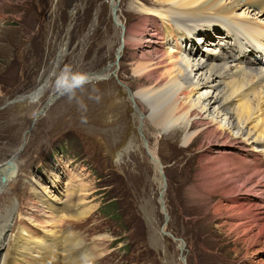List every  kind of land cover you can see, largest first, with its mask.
Returning a JSON list of instances; mask_svg holds the SVG:
<instances>
[{"label":"rangeland","instance_id":"374dc122","mask_svg":"<svg viewBox=\"0 0 264 264\" xmlns=\"http://www.w3.org/2000/svg\"><path fill=\"white\" fill-rule=\"evenodd\" d=\"M155 1L119 0L115 14L133 27L145 18L141 5L153 8ZM245 6L232 13L253 20L258 14L264 24L262 9L250 7L247 15ZM115 10L110 0H0V165L16 156L18 168L0 189V206L15 205L7 236L15 235L19 214L27 219L32 189L47 198L41 185L56 178L54 190L63 195L65 182L73 178V188L83 185L81 207L90 212L79 219L67 216L58 230L81 235L83 244L105 235L106 249L93 264H250L242 244L234 243L236 236L220 226L214 213L220 196L207 197L198 185L207 138L200 135L184 145L179 130L154 140L134 127L124 87L134 92L149 83L132 71L139 58L150 55L130 43L118 55L123 24H116ZM205 46L200 44V51ZM165 49L176 46L171 41ZM65 65L90 74L88 82L57 91L53 82ZM206 91L212 92L200 88L198 94ZM118 102L125 108L123 143L105 126ZM92 112H99L98 124ZM145 143L155 150L162 185ZM226 177L224 185L238 189ZM82 252L76 242L67 248L76 259Z\"/></svg>","mask_w":264,"mask_h":264},{"label":"bare ground","instance_id":"6f19581e","mask_svg":"<svg viewBox=\"0 0 264 264\" xmlns=\"http://www.w3.org/2000/svg\"><path fill=\"white\" fill-rule=\"evenodd\" d=\"M110 2L116 7V24H123L118 55L128 43L145 48L150 55L137 58L132 71L149 83L134 92L124 87L133 108L134 127L142 137L145 134L154 140L179 130L184 145L200 135L207 138L198 185L207 197L216 193L220 196L214 213L219 216L220 226L236 236L234 243L242 244L245 259L250 264H264V160L260 159L264 155V24L257 19L258 14L255 20L235 14L236 8L245 5L247 15L250 7L264 11V0H158L153 8L141 5L147 24L143 19L133 27H126L116 15L119 0ZM146 26L150 32L144 39ZM213 31L219 33L210 41ZM171 41L176 49H165ZM200 44L207 46L200 51ZM197 51L200 61L196 60ZM200 88L212 92L198 94ZM137 99L148 108L147 114ZM118 103L113 107L117 113L105 126L123 143L126 138L120 129L124 131L125 108ZM91 117L99 123V112H92ZM144 146L160 173L155 179L162 185L155 150L148 143ZM15 159L0 165V176L4 175L5 181L18 169ZM260 172L263 175L258 178ZM225 176L234 179L238 189L225 186ZM73 180L65 182L63 195L54 190L56 178L41 185L47 198L32 189L33 206L27 219L23 218L24 212L19 214L14 236L8 237L7 232L15 205L0 206V264H93L99 259L107 246L105 235L83 244L81 235L58 230L67 216L79 219L90 212V208L81 207L83 185L73 188ZM3 183L0 180V189ZM62 198L68 202L58 207ZM74 242L84 250L78 259L67 254L69 244ZM179 245L181 248L183 244ZM234 252L237 255L239 249L235 247Z\"/></svg>","mask_w":264,"mask_h":264},{"label":"clouds","instance_id":"9594fccd","mask_svg":"<svg viewBox=\"0 0 264 264\" xmlns=\"http://www.w3.org/2000/svg\"><path fill=\"white\" fill-rule=\"evenodd\" d=\"M89 80L88 74L82 71L71 72L70 65H65L54 79V87L57 91L65 89L74 90L81 87Z\"/></svg>","mask_w":264,"mask_h":264},{"label":"water","instance_id":"95a60500","mask_svg":"<svg viewBox=\"0 0 264 264\" xmlns=\"http://www.w3.org/2000/svg\"><path fill=\"white\" fill-rule=\"evenodd\" d=\"M90 76V74L88 75V77ZM0 180H2V182H5V176L4 175H1L0 176ZM164 188H165V185H164ZM163 194H164V189H162V192L159 193V199L160 198H163ZM180 244H183L182 242H180Z\"/></svg>","mask_w":264,"mask_h":264}]
</instances>
